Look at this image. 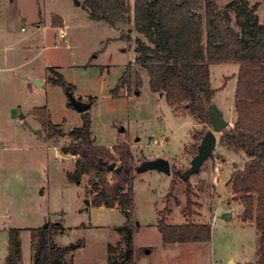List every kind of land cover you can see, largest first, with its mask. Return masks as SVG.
<instances>
[{
	"label": "rangeland",
	"instance_id": "374dc122",
	"mask_svg": "<svg viewBox=\"0 0 264 264\" xmlns=\"http://www.w3.org/2000/svg\"><path fill=\"white\" fill-rule=\"evenodd\" d=\"M247 1L262 22L264 0ZM83 2L0 0V264L10 229L20 230V264H32V230L57 223L62 231L55 242L73 248L67 257L71 264H112L126 250L123 213L88 206L87 178L72 183L66 177L75 160L63 152L72 142L67 133L81 126L82 114L69 106L62 86L49 83L50 69L73 86L76 100L93 99L87 114L97 146L112 150L127 144L136 167L156 159L169 163V175L156 170L133 174L134 264H253L257 233L252 224L241 221V205L228 185L245 156L226 149L218 133L212 157L199 172L186 182L173 178L174 172L189 168L210 124L182 108L173 112L163 95L150 91L147 73L135 65L141 88L132 86L128 93L123 89L113 98L118 79L133 64L137 34L132 23L110 26L90 20ZM216 2L223 9L229 0ZM54 16L60 18V27L52 25ZM237 73L236 64L209 66L212 103L228 122L227 129L235 121ZM41 107L53 125H71L68 131L50 138L32 115ZM30 129L40 130L41 136ZM223 214L230 220H223ZM160 216L168 225L209 224L211 239L164 245L156 229Z\"/></svg>",
	"mask_w": 264,
	"mask_h": 264
},
{
	"label": "trees",
	"instance_id": "16d2710c",
	"mask_svg": "<svg viewBox=\"0 0 264 264\" xmlns=\"http://www.w3.org/2000/svg\"><path fill=\"white\" fill-rule=\"evenodd\" d=\"M82 7L92 21L110 26L132 23L137 34L133 64H128L118 79L111 92L113 98L123 89L128 93L132 86L136 90L141 88L140 73L133 70L135 65L147 73L150 91L163 95L173 112L182 108L200 122L209 123L207 107L214 95L209 66L238 65L235 121L219 139L226 149L246 158L243 167L231 174L228 185L241 205V221L252 224L257 233L253 264H264V18L260 22L247 0H229L223 9L216 0H132V3L130 0H84ZM52 25L61 26L60 18L54 16ZM50 73L49 83L73 94V86L61 75L53 69ZM89 100L92 104L93 99ZM32 115L50 138L63 132L49 121L45 107L34 109ZM81 116V126L69 130L67 136L72 142L63 149L75 157L74 169L66 177L72 183L87 178L88 206L116 208L123 213L126 250L112 264H134L131 221L136 165L133 155L125 143L112 150L97 146L87 112ZM110 164L115 167L108 171ZM181 174L176 171L173 178H180ZM189 205L187 198L185 210ZM156 229L164 245L208 243L211 239L209 224L168 225L166 218L160 216ZM61 231L60 223L32 230V264H71L67 257L73 248L55 242ZM19 233L18 229L8 232L4 264H20Z\"/></svg>",
	"mask_w": 264,
	"mask_h": 264
},
{
	"label": "water",
	"instance_id": "95a60500",
	"mask_svg": "<svg viewBox=\"0 0 264 264\" xmlns=\"http://www.w3.org/2000/svg\"><path fill=\"white\" fill-rule=\"evenodd\" d=\"M34 85L40 86L41 83L39 81H33ZM159 96H162L159 94ZM66 97L68 100L69 106H71L77 113H85L89 111L91 107V103H82L76 100L72 93L66 92ZM207 116L208 121L211 126V130H208L198 146L197 153L190 161V166L184 172H182L180 179L186 182L189 177L193 174H197L200 170V167L204 163L205 160L212 157V152L215 149L216 145V134L222 133L228 127V122H226L223 118L220 110L213 103L207 107ZM21 119L24 117L21 115ZM71 125L67 124L63 126L61 129L63 132H67ZM34 134L41 136L40 130L30 129ZM115 167L114 164H110L107 166V170L111 171ZM149 170H156L158 172H162L166 175L170 174V166L169 163L163 159H156L152 161L143 162L141 165L136 167L137 173L146 172ZM225 221L230 220L229 214H223L221 217Z\"/></svg>",
	"mask_w": 264,
	"mask_h": 264
},
{
	"label": "built area",
	"instance_id": "2783aa9c",
	"mask_svg": "<svg viewBox=\"0 0 264 264\" xmlns=\"http://www.w3.org/2000/svg\"><path fill=\"white\" fill-rule=\"evenodd\" d=\"M156 144V142H154ZM216 217L213 215L211 218V224H215Z\"/></svg>",
	"mask_w": 264,
	"mask_h": 264
},
{
	"label": "crops",
	"instance_id": "0c3cea01",
	"mask_svg": "<svg viewBox=\"0 0 264 264\" xmlns=\"http://www.w3.org/2000/svg\"><path fill=\"white\" fill-rule=\"evenodd\" d=\"M60 27V26H59ZM56 28V27H55ZM58 33L62 35L63 31L61 29L58 30ZM22 78H26V76H23ZM28 87L30 88V85H28Z\"/></svg>",
	"mask_w": 264,
	"mask_h": 264
}]
</instances>
